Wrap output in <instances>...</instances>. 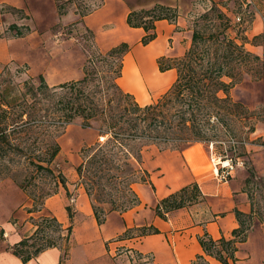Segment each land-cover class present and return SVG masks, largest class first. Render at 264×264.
<instances>
[{
	"label": "trees",
	"instance_id": "16d2710c",
	"mask_svg": "<svg viewBox=\"0 0 264 264\" xmlns=\"http://www.w3.org/2000/svg\"><path fill=\"white\" fill-rule=\"evenodd\" d=\"M103 1L56 0V6L58 13L63 14L68 5L75 2V12L83 17ZM210 10L215 16L206 12L199 16L200 20L213 22L214 19L217 23L208 26V22L196 20L191 44L182 56L158 58L159 70L174 68L176 77L165 92L146 104H140L117 81L121 76L123 57L130 50L127 42L90 56L83 66V76L77 80L51 86L39 74L37 83L31 79L15 83L0 73V157L16 154L27 158L30 172L21 181L13 179L27 196V212L42 211L48 197L56 194L60 187L66 188L65 175L54 166L60 151L57 137L75 118L81 120L84 128L95 123L98 134L106 136L103 141L82 148V159L75 168L98 224L105 220L108 212H122L139 203L132 187L134 183H150L154 188L142 160L146 147L179 149L182 145L204 142L212 145L228 143L232 148L243 140L235 138L237 124H241L242 133L254 130L253 113L242 102L233 100L230 90L246 76L259 78L257 73H262L263 60L248 50L244 42L226 33L229 19L224 13L216 6ZM175 17L170 6L154 4L130 11L127 23L145 30L141 38L145 45L156 36L157 20L173 21ZM6 30L12 31L8 35L23 36L29 27L11 23ZM27 132L42 136L36 146L37 153L25 137ZM34 140L37 141V137ZM4 168L9 169L8 166ZM248 173L246 191L251 210L244 213L235 209L239 225L232 230V236L213 239L204 234L199 238L204 253L221 264H238L237 244L245 240L253 216L264 222V214L255 208L249 187L254 179L262 180L264 174L258 175L253 167L248 168ZM37 178L43 181H36ZM201 196L198 184L191 182L160 198L154 211L165 218L169 211L198 201ZM105 203L110 207H104ZM66 209L71 221V207L67 205ZM29 219L35 225L34 230L16 242L11 247L12 252L25 263L47 248L62 247L63 241L65 249L61 264L67 256L71 222L63 226L54 215L46 212L37 219L32 216ZM50 231L56 232V236L49 235ZM156 232L158 229L151 225L141 226L136 228L135 236ZM129 234L126 231L123 236L130 237ZM197 263L209 264L201 254L191 264Z\"/></svg>",
	"mask_w": 264,
	"mask_h": 264
},
{
	"label": "crops",
	"instance_id": "0c3cea01",
	"mask_svg": "<svg viewBox=\"0 0 264 264\" xmlns=\"http://www.w3.org/2000/svg\"><path fill=\"white\" fill-rule=\"evenodd\" d=\"M154 4L172 6L174 1L104 0L99 7L80 17L72 8L59 14L56 0H0V70L10 61L29 62L47 37L57 36L67 25L80 26L89 31L94 46L100 52L120 42L130 45V54L137 47L151 43L155 57L168 55L170 49L176 53L183 51L189 45L190 36L187 20L182 13L179 12L174 21L157 20L154 28L156 36L145 45L141 43L145 30L127 23L130 11L149 8ZM11 10L20 11L24 16L18 17ZM259 13L253 20V33L264 32V17L261 18ZM11 23L25 24L29 31L23 36H2L1 33ZM169 39L171 46L168 48ZM244 46L254 53L257 50L255 45L248 47L244 43ZM167 72L174 70L170 68L158 74ZM234 87L230 90L231 97ZM232 99L247 106L243 96ZM202 143L187 144L182 149L162 150L144 162L154 188L150 183H134L132 187L139 203L122 212H108L101 224L94 217L83 186L78 184L71 203L73 218L67 256L61 264H128L126 254H116L118 247L142 253L153 264H191L200 254L209 264H221L204 253L199 238L204 234L213 239L232 236V230L239 225L235 209L244 213L251 210L246 191L249 173L244 166L236 165L229 179L221 181L213 167L209 168L208 165L212 151L199 147ZM73 182V179L66 180L64 191L71 190V186L76 185ZM191 182H196L202 193L198 201L169 211L165 218L155 213L154 206L160 198ZM14 186V196H9L6 191L0 194V233L5 234L4 238H0V264H60L64 253L62 247L47 248L25 263L12 252L11 247L35 228L29 219L32 213L26 210L29 205L27 196L17 183ZM66 201L69 202L58 191L45 200L42 212L54 215L63 226H67L70 219ZM13 213L17 222L23 224L18 225L19 229L8 221ZM150 225L158 232L135 236L136 228ZM126 231H129L130 237L123 236ZM235 256L238 264H264V222H260L256 216H253V224L245 240L237 244Z\"/></svg>",
	"mask_w": 264,
	"mask_h": 264
},
{
	"label": "rangeland",
	"instance_id": "374dc122",
	"mask_svg": "<svg viewBox=\"0 0 264 264\" xmlns=\"http://www.w3.org/2000/svg\"><path fill=\"white\" fill-rule=\"evenodd\" d=\"M66 1V0H61ZM174 5L170 6L176 13V20L179 12L184 15L187 20V25L189 28L190 42L188 47L183 51L176 53L173 50L168 51V57H179L184 54V52L189 48L191 44V34L194 28L196 20L199 22L206 23V25L211 26L215 20H200L199 16L203 13L210 12V16H215V12L210 10L212 6H216L222 13L226 15L229 19L228 26L226 28V33L233 38H236L239 42H244L248 47L250 45L257 46L255 53L258 54L263 60L264 65V37H255V35L263 34L264 32H251L253 20L257 17L256 14L259 13L261 18L264 17V0H173ZM78 2V1H77ZM75 2H71L68 5V9H74ZM14 15L18 17L24 16L22 12L11 10ZM214 18V17H213ZM173 20V21H174ZM262 20V19H261ZM22 25V24H19ZM25 25V24H23ZM12 31L4 30L1 34L8 35ZM258 43V44H255ZM167 46H171V39L168 40ZM253 49V47H252ZM98 49L94 46L92 36L89 31L84 30L80 26L67 25L63 27L61 32L57 36L47 37L42 43L40 48L35 52L29 62L21 61H10L4 64L0 70L3 72L4 76L16 82H21L25 79H31L35 83L38 82V75L42 74L46 82L49 85H56L68 80H77L83 76V66L86 60L98 53ZM130 54L126 53L125 55ZM124 55V57H125ZM123 57V60H124ZM159 55L155 57V63L157 65V73L164 72L160 71L158 68L157 60ZM174 70V79L166 85H157L152 82L144 83L145 98L143 103L139 102L135 95V99L140 104H146L156 100L163 92H165L176 77V70ZM261 70V69H260ZM259 74V78H252L250 76L244 77L243 80L235 84L232 90V97L239 98L243 96L246 99V104L251 110L252 118L251 121L254 123V130L249 133H242L240 130L241 124L236 125L237 133L235 138L242 140L240 143H236L234 147L228 146V143L224 144H207L202 143L199 147L206 148L212 151V155L218 157L232 158L236 162L237 166H244L245 169L253 167L258 175L264 174V66L262 73ZM101 136L103 138H101ZM25 137L29 139L31 143V148L37 153L38 141L42 139V136L35 134L33 132H27ZM37 137V141H35ZM106 138L105 135H99L96 124L94 123L92 127H81V120L75 118L72 122L65 125L62 131L59 133L57 140L60 144V151L55 158L54 166L58 168L66 177V180L73 179L76 185L71 186V190L64 191L63 187L59 188V192L64 194V197L68 199L65 206L69 205L72 209V198L75 196L77 191V186L80 184L76 172V166L82 159V148L94 144L96 141H103ZM32 141L34 143H32ZM186 147L182 145L179 149ZM166 150L160 149L156 145L148 146L144 149L142 153V160L147 162L152 159L158 152ZM209 168L213 167L211 159L209 160ZM8 166L9 169L4 168ZM30 172V168L27 165V158L22 155L11 154L4 157H0V194L6 191L9 196L15 195L16 181H21L25 174ZM39 178V177H38ZM36 179V181H43V179ZM15 179L16 181H14ZM255 182L250 183L249 187L252 190L255 208H259L264 214V178L262 180L254 179ZM14 184H13V183ZM47 183V182H46ZM42 184V183H40ZM28 201V200H27ZM104 207L109 208L110 204H103ZM67 211V209H66ZM42 213L33 212L32 217L37 219V217ZM68 213V212H67ZM73 218V217H72ZM8 221L11 225H23L17 222V218L13 213ZM72 224V219H71ZM70 224V223H69ZM4 233H0V238H4ZM49 235L56 236V232H49ZM61 246L63 249L64 243L61 241ZM122 252H118L117 255ZM145 264H153L151 259ZM201 264V263H197Z\"/></svg>",
	"mask_w": 264,
	"mask_h": 264
},
{
	"label": "bare ground",
	"instance_id": "6f19581e",
	"mask_svg": "<svg viewBox=\"0 0 264 264\" xmlns=\"http://www.w3.org/2000/svg\"><path fill=\"white\" fill-rule=\"evenodd\" d=\"M155 55L152 43L144 47H137L133 54L125 55L121 76L117 79L119 85L133 93L140 103H143L145 98L143 88L145 82L166 85L175 76L174 72L157 73ZM101 138L103 137L101 136Z\"/></svg>",
	"mask_w": 264,
	"mask_h": 264
},
{
	"label": "built area",
	"instance_id": "2783aa9c",
	"mask_svg": "<svg viewBox=\"0 0 264 264\" xmlns=\"http://www.w3.org/2000/svg\"><path fill=\"white\" fill-rule=\"evenodd\" d=\"M211 162L216 177L221 181L228 180L236 166V162L233 161L232 158H220L215 155L212 156ZM71 200H73V198ZM118 252H122L121 254L124 253L128 256V264H145V262L149 260L148 256L130 248L118 247L116 249V254Z\"/></svg>",
	"mask_w": 264,
	"mask_h": 264
}]
</instances>
